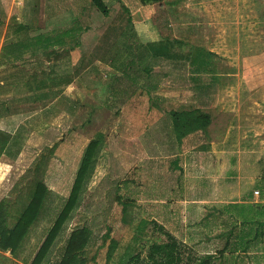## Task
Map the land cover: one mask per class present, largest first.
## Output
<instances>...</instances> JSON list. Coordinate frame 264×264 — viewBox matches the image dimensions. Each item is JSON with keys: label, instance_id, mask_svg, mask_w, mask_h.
<instances>
[{"label": "rangeland", "instance_id": "rangeland-1", "mask_svg": "<svg viewBox=\"0 0 264 264\" xmlns=\"http://www.w3.org/2000/svg\"><path fill=\"white\" fill-rule=\"evenodd\" d=\"M106 4L109 17L90 0H0V51L74 20L87 28L71 51L38 47L0 59V128L22 138L21 155L0 161V201L16 199L48 157L42 176L52 195L26 240L32 261L69 196L82 150L103 132L106 147L81 205L45 264L60 263L78 227L93 232L88 264H121L128 246L146 259L170 237L181 246L177 264H196L208 252L220 258L226 229L203 220L212 206L237 200L239 188L258 194L264 180V0ZM12 17L26 32L9 27ZM131 36L142 45L178 39L177 57L138 59ZM130 61L128 76L122 68ZM79 76L86 95L67 123L60 118L68 102L58 95ZM195 109L210 113L211 125L179 139L173 112ZM108 233L119 242L112 260ZM242 255L238 264L252 263Z\"/></svg>", "mask_w": 264, "mask_h": 264}, {"label": "trees", "instance_id": "trees-1", "mask_svg": "<svg viewBox=\"0 0 264 264\" xmlns=\"http://www.w3.org/2000/svg\"><path fill=\"white\" fill-rule=\"evenodd\" d=\"M92 5L97 8L105 17L110 16V8L104 0H90ZM167 0H140L143 5L161 4ZM123 7L127 9L126 5ZM128 10V9H127ZM13 18V17H12ZM11 18L10 28H15L16 32L20 34L21 31L26 32L28 26L22 23L18 18ZM131 22V18H128ZM86 27L83 26L80 20H74L71 24L52 30L45 33H39L33 38L21 41H13L3 45L0 51V59L9 58L20 55L23 51L35 48H62L64 50H72L81 47L82 38L86 32ZM117 32V29L113 30ZM121 31H119L120 34ZM133 36L129 37L130 45L141 50L140 54L136 55L139 59L141 56L149 57H163L168 59H176L172 52L175 42L181 43L178 39H163L158 43H150L142 45L136 41H131ZM142 58V57H141ZM133 63L126 64L122 70L130 76L129 71L132 69ZM121 68V67H119ZM128 68V69H127ZM143 70L149 73L151 69L144 67ZM134 82H138L135 77ZM144 86V85H143ZM146 87V86H145ZM148 89V88H146ZM150 89V88H149ZM149 92V90H148ZM173 121L178 129L179 139L185 137L188 133L205 132V130L212 123V116L210 113L202 109L185 110L182 112H173ZM19 136V137H18ZM107 137L103 132H99L95 138L89 143L86 153L84 155L81 167L77 173L70 196L67 198L64 206L58 213L53 226L47 234L45 240L42 242L32 264H45L49 262L52 250L61 237L63 231L72 219L74 212L81 205L83 195L88 189V184L93 176V172L97 166L99 155L106 147ZM22 138L20 133H10L0 129V159L5 154L11 158H16L21 153ZM15 150L16 153L12 152ZM47 156H42L34 165V175L28 179L23 189L19 192V196L13 201L4 199L0 202V250L11 251L16 255L21 247L24 245L30 231L39 220L44 205L52 195L50 188L45 182L42 172L46 169ZM21 194V195H20ZM46 206V205H45ZM128 204L124 206V211L127 212ZM224 213H227L224 212ZM230 213V212H229ZM242 214V213H241ZM243 215V214H242ZM238 216V220L242 226H248L245 234L238 232L240 228L238 225L232 226L229 221L223 219L218 222L215 218L204 219L203 223L206 226L220 227L226 229L227 234L225 246L218 250L220 258L215 254L208 252L201 256L196 264H238V258L235 256L239 252L264 251V234L263 227L259 220L251 221L245 220ZM210 222V223H209ZM252 224V225H251ZM261 224V225H260ZM244 230V229H243ZM92 230L88 227L76 228L70 234L65 252L59 264H88V257L85 255L87 247L92 239ZM110 238L107 258L114 259L119 242L107 234ZM106 237V238H107ZM171 241L163 244H155L146 259L141 258L140 254L131 255L128 246L127 252L124 254L126 259L121 261V264H177L180 261V256L177 254L180 249V243L174 237H170ZM231 254L230 258L225 257V253ZM161 255V259L158 256ZM254 257V258H253ZM254 262H260L259 257H251ZM220 259V260H219ZM233 263H231V262ZM239 261V260H238Z\"/></svg>", "mask_w": 264, "mask_h": 264}, {"label": "crops", "instance_id": "crops-1", "mask_svg": "<svg viewBox=\"0 0 264 264\" xmlns=\"http://www.w3.org/2000/svg\"><path fill=\"white\" fill-rule=\"evenodd\" d=\"M104 1L107 2V0H104ZM118 1H120V0H118ZM137 1L140 2V0H137ZM123 4L126 5L124 2H123ZM126 7L129 8V6H127V5H126ZM81 80L82 79L80 76L78 78L74 79L73 82H71V84H69L67 86V88L62 93H60L58 95L59 96L58 98H62V96H66L65 100L68 102V107L63 109V114L60 118V120H62V117H65V118L67 117L66 118L67 123H69L68 120H73L75 118V113L78 110L77 111L75 109L73 110V108H76L77 104L80 102V100L83 99L84 96L86 95L84 93L85 92L84 91L85 90L84 84L81 87V86H79V84L76 83V82H80ZM72 90H75V91H73L72 93H69ZM0 129L5 130L2 128H0ZM93 138H95V137H93ZM93 138H91L89 140V142L86 144V146L82 150L83 153H82L81 158H80V165H79L78 170L76 172V175L74 177V181H75L77 173L81 167V164H82L84 155L86 153L87 147ZM70 144L71 143L69 141L67 144L68 148L70 147ZM118 146H120V143H118ZM21 153H20V155H21ZM6 156L7 155L4 154L1 157L0 161L1 160L4 161L3 157H6ZM12 159H16V158H12ZM73 184H74V182H73ZM72 187H73V185H72ZM234 188L235 187H230V190H229L230 195H234V193H236V189H234ZM259 188H260V192L258 191V194L256 193L255 195L252 192H246V189L242 190L239 188L238 193L241 195L238 197L237 200L226 201V203L223 205H216V206H218L217 208H216V206L215 207L212 206L213 207L212 219L215 218V220H217L218 222L222 221L223 219H226L227 221L230 220L229 221L230 225L232 223H233L232 226L238 225L240 227L238 229V232H240L241 234H243V233L245 234V231L248 229V226L245 225V226L241 227V225H240L241 222L237 221L238 216H241L243 214L242 218H244L245 220H251L252 222L259 220L261 223H263L262 225L261 224L260 225L263 227V230H264V180H262V183L259 184ZM50 190L52 192V189H50ZM71 191H72V188H71ZM71 191L69 193V196L71 194ZM226 211H227V213H224ZM218 213L221 217V220H220V217L218 216ZM259 221H256V222H258V225H259ZM262 233L264 234L263 231H262ZM263 241H264V239H263ZM26 244H27V241H25L24 245L21 247L20 251L16 255H13L10 250L9 251H1L0 250V264H32L33 260L29 261L27 259V257H29L31 255L25 254V251L27 248ZM38 250H37V252H38ZM37 252L34 253L33 259L35 258ZM243 253H244V255L240 256V258H242V263H243V260L245 258L246 259L245 261L246 262L248 261L247 263L252 262L251 264H264V251L253 250L252 252H248V253L243 252ZM255 254H256V256L259 257L260 262H254L252 260L251 257L254 256Z\"/></svg>", "mask_w": 264, "mask_h": 264}]
</instances>
